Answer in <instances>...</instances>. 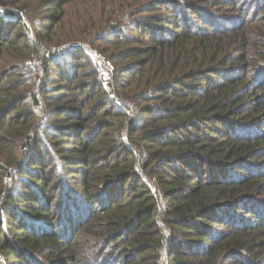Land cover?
I'll return each instance as SVG.
<instances>
[{
	"label": "trees",
	"instance_id": "1",
	"mask_svg": "<svg viewBox=\"0 0 264 264\" xmlns=\"http://www.w3.org/2000/svg\"><path fill=\"white\" fill-rule=\"evenodd\" d=\"M40 260L264 264V0H0V264Z\"/></svg>",
	"mask_w": 264,
	"mask_h": 264
},
{
	"label": "rangeland",
	"instance_id": "2",
	"mask_svg": "<svg viewBox=\"0 0 264 264\" xmlns=\"http://www.w3.org/2000/svg\"><path fill=\"white\" fill-rule=\"evenodd\" d=\"M239 2H241V0H238ZM253 1H255V0H253ZM250 10H247V14H246V16L247 15H249V16H251V19H250V21H252V17H253V14L254 13H250L249 12ZM71 12H73V18H72V23L73 24H76V19H77V16L79 15H83V12H82V10H81V5L78 3V4H76L73 8H72V11ZM213 12H216V11H213ZM70 15H71V13H70ZM218 15V14H217ZM42 16V15H41ZM41 16H38V19L40 20V17ZM254 18V17H253ZM37 21V23L38 22H40V21ZM25 22H26V28L29 30V32H31L30 31V24L28 23V21L27 20H24ZM78 23V22H77ZM31 36H33V35H31ZM85 48V49H88V50H92V49H95V50H98V51H100V49H98V48H92V47H90V45L86 42V41H74V42H71V43H64V44H61V45H58V46H55V47H53V51H61V50H65V49H72V48ZM101 52V51H100ZM102 53V52H101ZM103 55H105L104 53H102ZM106 56V55H105ZM94 58V57H93ZM95 59V58H94ZM96 60V59H95ZM97 62V61H96ZM98 64V63H97ZM100 69V68H99ZM100 73H101V77H102V80H103V85H104V87H105V89H107L108 90V77H109V75L108 74H105V73H103L101 70H100ZM88 251H93V249L89 246V248H88ZM40 263H43L44 264V261H39ZM94 262V261H93ZM93 262L91 263V264H93Z\"/></svg>",
	"mask_w": 264,
	"mask_h": 264
},
{
	"label": "built area",
	"instance_id": "3",
	"mask_svg": "<svg viewBox=\"0 0 264 264\" xmlns=\"http://www.w3.org/2000/svg\"><path fill=\"white\" fill-rule=\"evenodd\" d=\"M91 53L93 57L96 59L100 70L105 74H110L114 71V66L112 63L107 59L105 55H103L100 51L92 49Z\"/></svg>",
	"mask_w": 264,
	"mask_h": 264
}]
</instances>
